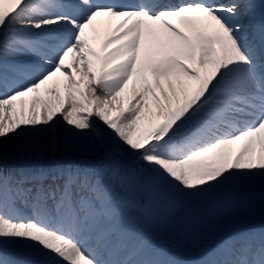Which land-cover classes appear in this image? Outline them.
Masks as SVG:
<instances>
[{
	"label": "snow or ice",
	"instance_id": "6c2138e0",
	"mask_svg": "<svg viewBox=\"0 0 264 264\" xmlns=\"http://www.w3.org/2000/svg\"><path fill=\"white\" fill-rule=\"evenodd\" d=\"M29 132L51 162L0 166V264H183L130 210L264 186V0H0V156ZM197 264H264V227Z\"/></svg>",
	"mask_w": 264,
	"mask_h": 264
},
{
	"label": "rangeland",
	"instance_id": "374dc122",
	"mask_svg": "<svg viewBox=\"0 0 264 264\" xmlns=\"http://www.w3.org/2000/svg\"><path fill=\"white\" fill-rule=\"evenodd\" d=\"M92 146L83 147L81 150H79L78 155H89L92 154L91 151ZM10 149L6 148L4 150V156L7 158L10 156ZM9 155V156H8ZM35 155H38L35 159H38V163H46L47 162V155H40L35 153ZM77 154L73 156L74 160L78 162H82L78 160ZM76 156V158H75ZM26 158L22 157L21 159H18L16 157H12V160L16 162V164H21L24 162ZM90 161V160H88ZM85 162V161H84ZM230 192V195L225 198L224 200H221V197H219L218 194L211 196L210 200L209 198L202 199L198 204L195 205H186V206H177L171 210H165L163 212H160L158 207L155 206L152 201L146 202L144 199L140 200L141 207H137L130 210V216L133 221V223L136 222H142V223H150L154 227L160 229L161 231H165L166 229L169 230L168 236L165 238L161 237L164 242H171L174 240L175 237V228H178L181 230L179 232V235L181 236V239L189 245V247H193L196 243L201 241H208L210 239H217L218 240V231L216 230V227L221 221L225 220V217L230 216L234 217V215L229 211V206H234L236 204H233L237 197L235 195H232V193H236L237 190H231L230 188L226 191L222 192ZM220 193V194H222ZM240 199H238L239 201ZM237 205L239 207H242L244 204L241 202H238ZM186 210L188 213L182 217L179 216L178 219H174L170 216H172L174 213L178 214L181 210ZM153 211V212H152ZM180 214V213H179ZM243 219V218H242ZM195 223H198L201 225V229L195 233L191 226H193ZM185 226L186 229H184L182 226ZM190 227V228H189ZM216 235L214 237L213 233H209V231H213ZM183 230V231H182ZM187 235H182L183 232ZM225 232V231H222ZM182 245V243H180Z\"/></svg>",
	"mask_w": 264,
	"mask_h": 264
},
{
	"label": "bare ground",
	"instance_id": "6f19581e",
	"mask_svg": "<svg viewBox=\"0 0 264 264\" xmlns=\"http://www.w3.org/2000/svg\"><path fill=\"white\" fill-rule=\"evenodd\" d=\"M105 22V23H104ZM113 22V26H114ZM99 35L96 39L91 40V43L93 44V47L99 49L100 41L103 39L101 36H105L108 34L109 25L107 21H101L97 25ZM101 37V38H100ZM71 132V129L69 126H67L63 121L60 122L58 128L56 129V137L57 139L63 144V142L69 137ZM45 137L40 134H32L29 132L25 136L19 138L17 141L13 142V145H9L8 149H10V156L7 158L4 154L0 156V166L5 165L8 161L12 160V157H16L18 159H21L22 157H25L27 159H34L38 155H33L35 153L40 155H47V163L51 162V156L46 150V144H45ZM94 143L93 138L91 135H87L85 137H82L79 141V146L74 151V155L79 154V150H81L83 147L92 146ZM20 145L18 149L14 148V145ZM21 164L16 165V167H19ZM42 165V164H41ZM14 169V168H13ZM232 190H237L235 193L236 195H239L241 198L238 202L243 203L244 205L242 207L237 206L234 209H229V211L234 215V217L227 216L224 221H221L218 226L216 227V230L218 231V235L222 232V229L226 226V224L229 223H235L238 219H259L264 217V186H262L260 183H254L253 186L248 189V185H241V186H235L231 188ZM137 229H142L146 233L151 232L146 229V227H143L139 223L134 225ZM193 231L197 233L199 229H201V225L198 223H195L193 226H191ZM225 229V228H224ZM223 229V230H224ZM208 241H201L196 244L197 246L205 245ZM158 245V244H157ZM190 249V248H189ZM21 254L28 257V258H38L41 260L48 259L47 257H31V255L27 252H24L21 250ZM189 264H197V263H189Z\"/></svg>",
	"mask_w": 264,
	"mask_h": 264
}]
</instances>
